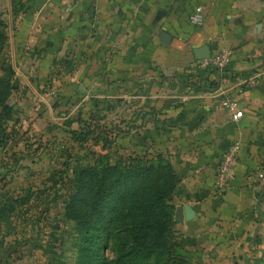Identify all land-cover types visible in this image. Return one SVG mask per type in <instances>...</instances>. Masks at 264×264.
Returning <instances> with one entry per match:
<instances>
[{"label":"crops","instance_id":"1","mask_svg":"<svg viewBox=\"0 0 264 264\" xmlns=\"http://www.w3.org/2000/svg\"><path fill=\"white\" fill-rule=\"evenodd\" d=\"M197 3L200 26L188 20ZM0 11V75L18 98L54 121L55 110L71 129L91 114L94 140L66 131L74 149L169 153V201L193 209L173 215L189 264H264V0H0ZM208 43L210 54L228 51L220 71L193 56ZM223 95L236 100L238 118ZM231 140L233 175L218 194L214 173Z\"/></svg>","mask_w":264,"mask_h":264},{"label":"trees","instance_id":"2","mask_svg":"<svg viewBox=\"0 0 264 264\" xmlns=\"http://www.w3.org/2000/svg\"><path fill=\"white\" fill-rule=\"evenodd\" d=\"M5 26L0 18V48L7 37ZM12 88L0 75V121L10 118L7 98ZM90 115H77V128L66 129L73 140H94ZM101 139L104 146L109 143ZM144 147L139 144L137 150L145 153H128L114 161L106 152L95 153L91 162L72 167L62 199V217L71 234L68 243L76 249L71 264H188V251L171 234L173 166L163 156L166 149L154 147L157 151L150 155Z\"/></svg>","mask_w":264,"mask_h":264},{"label":"rangeland","instance_id":"3","mask_svg":"<svg viewBox=\"0 0 264 264\" xmlns=\"http://www.w3.org/2000/svg\"><path fill=\"white\" fill-rule=\"evenodd\" d=\"M1 48L0 69L4 61ZM18 97L11 91L7 98L12 106L10 118L0 121V264H71L76 249L68 243L71 234L62 217V199L72 167L91 162L95 153L106 152L114 161L128 153L145 152L113 147L74 149L79 144L67 136L70 126L58 112L52 110L58 118L51 120L44 107L45 113L39 112L33 108V101ZM61 110L67 111L64 106ZM40 114L45 115L42 122L46 121L33 122ZM155 151L147 149V154ZM168 155L164 151L169 160ZM171 234L177 240L173 226ZM105 252L112 256L109 247Z\"/></svg>","mask_w":264,"mask_h":264},{"label":"built area","instance_id":"4","mask_svg":"<svg viewBox=\"0 0 264 264\" xmlns=\"http://www.w3.org/2000/svg\"><path fill=\"white\" fill-rule=\"evenodd\" d=\"M188 20L193 25H202L203 11L201 4L197 3L193 7L191 12L188 14ZM227 56L228 51L224 48H220L217 52L210 54L207 58L198 59V65L200 67H207L214 71H220L227 61ZM219 102L222 106H225L230 110L231 119H236L241 115V110L237 107L236 100L234 98L223 95L219 98ZM238 148L239 142L237 140H231L222 151L214 175V186L217 189L216 191H222L231 179L232 169L236 161ZM258 175L261 174L258 173Z\"/></svg>","mask_w":264,"mask_h":264},{"label":"water","instance_id":"5","mask_svg":"<svg viewBox=\"0 0 264 264\" xmlns=\"http://www.w3.org/2000/svg\"><path fill=\"white\" fill-rule=\"evenodd\" d=\"M215 47L216 45L214 43L201 44L193 47L192 53L197 59L207 58L210 55L211 49H214ZM181 213H183L184 218H189L193 213V209L187 204L176 206L174 209V214L178 218H181Z\"/></svg>","mask_w":264,"mask_h":264}]
</instances>
